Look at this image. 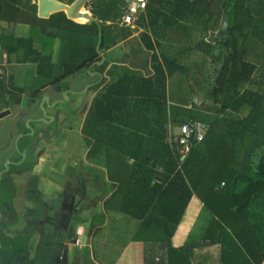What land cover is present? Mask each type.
Instances as JSON below:
<instances>
[{"label":"trees","instance_id":"16d2710c","mask_svg":"<svg viewBox=\"0 0 264 264\" xmlns=\"http://www.w3.org/2000/svg\"><path fill=\"white\" fill-rule=\"evenodd\" d=\"M58 1L71 4L75 0ZM121 1L106 0L105 4H99V9L90 10L93 20L81 24L67 18L63 10L48 18L37 17V5L32 0H0V19L29 25L30 35L18 40L28 48L19 60L36 61L39 71L49 67L48 80L53 68L51 45L58 36L62 43L60 53L65 44L70 55L68 61H59V73L56 71L52 82L83 66L101 76L92 87L99 90L91 100L81 129L88 153L115 151L120 157L115 160L120 162L125 156L132 158L133 163L124 168H109L107 178L112 185H118L117 191L124 193L123 201L127 202H122V208L130 214L141 217L150 208L165 215L164 221L155 224L166 232L168 264H192L189 251L173 247L171 237L193 195L211 214L202 236L204 244L220 243L224 263L236 264L234 261L243 257L244 264H259L264 260V71H259V55L255 53L249 59L246 46L240 42L247 28L255 32V22H264V14L257 19L253 13L254 2L260 0L147 1L150 26L155 34H158L156 25L164 31L179 21L202 25L204 34L193 48L211 63L213 74L208 77L210 87L206 88V95L220 103L218 115L207 113L208 107L206 112L201 111L202 107L193 103L191 108H185L189 99L172 101L174 104L168 109L167 76L185 73L186 67L174 57L156 53L146 32L139 34V41L134 39L135 45L128 54L115 59L124 64L118 78L102 76L108 61H99L105 57V51L129 33L128 28L117 32L106 23L121 15ZM48 2L40 0L46 6ZM224 14L228 26L221 30ZM213 18L217 34L209 42L207 22ZM36 32L45 39L42 47H49L47 54L32 48ZM85 34L86 45L82 48L85 54L79 59L76 37L83 38ZM246 108V114L239 116ZM184 116L202 120L208 128L203 140L195 143L180 160L167 144L166 136L168 122H181ZM157 165L162 171L155 169ZM129 205L141 212L131 211ZM147 222L152 223L149 217Z\"/></svg>","mask_w":264,"mask_h":264},{"label":"crops","instance_id":"0c3cea01","mask_svg":"<svg viewBox=\"0 0 264 264\" xmlns=\"http://www.w3.org/2000/svg\"><path fill=\"white\" fill-rule=\"evenodd\" d=\"M32 2L37 5V17L48 18L57 12L52 11L46 16H41L39 15V0H32ZM88 2L92 4L89 10H97L100 8L99 4H105L106 0H87L85 6ZM125 2L126 0L121 1V9ZM261 2L263 0L254 2V4L256 6ZM162 13L166 15V12L162 11ZM66 17L70 18L67 15ZM118 18L114 21L108 20L106 23L117 32L122 28H128L129 33L126 38L119 40L105 51L103 58L108 61V66L102 76H106L107 79H117L121 74L120 68L124 64L115 61V59L119 60L128 54L135 45L134 39L139 41V34L146 32L151 36L156 53L174 57L178 64L186 67L185 73L175 72L171 76H167L165 87L168 109L170 104H174L172 101L178 103L184 102L186 99H189V102L184 107L191 108L190 103L193 102L188 96L191 93L198 95L196 89L190 88L193 90H190V93L185 97L182 95L183 93H179L178 89L177 92H175L176 89L169 92V81L170 78L179 75L186 77V74L189 73L188 67L191 68L193 58H197L200 53L193 47L200 38L198 31L202 29V25L179 21L167 26L165 31L162 30V26L156 25L158 34H155L151 30L147 7L140 11L139 19L133 25H120ZM70 19L81 24L87 23L83 17ZM209 22H212L213 30L214 18L207 22L208 34L211 29ZM30 30L28 24H14L0 19V69L2 72L0 77V112L5 109L9 110L8 114L0 118V164L4 157L13 150L19 123L30 117H43L34 122L35 135L32 144L28 147L36 159L28 168L18 174L20 175L18 182L14 180L17 185H2L0 201L9 193L10 203L19 212L21 207L28 210L40 209L44 202L52 206L62 204L63 207L70 208L75 204L77 198H82V208L79 216L73 217V238L60 241L61 246H58L59 244L55 243L54 236L50 232H44L40 241L38 238L41 235L38 237L33 234L29 235L28 240L18 241V247H22L21 243L26 241L30 242V249L15 262L13 261L14 264H33V262L34 264H55L60 260V255H63L70 264H168L166 232L162 226L155 224L156 221H164L165 215L157 214L150 208L141 217L130 214L122 208L124 206L122 202H127L125 199L123 201L124 193L117 191L118 185H112L107 178L109 168L111 170L124 168L133 163L132 158L125 156L123 158L125 160L120 162L115 160V158L120 159L115 151L101 150L96 151L93 155L88 153L89 147L81 129L91 100L99 90H93L92 87L100 81L101 76L83 66L72 74H66L58 81L52 82L56 73H59L57 71L59 61H68L70 55L69 48L65 44L60 53L62 43L61 37L58 36L54 38L51 45L50 61L53 68L51 80H48L49 67H42L43 69L39 71L36 61L19 60L21 54L27 53L28 48L18 40L27 38L30 35ZM197 33L199 34L196 38ZM203 34L201 30V36ZM70 36L66 38V41L70 39ZM85 37L86 34L83 38L81 35L78 39L76 37L79 59L85 54L82 51L86 45L87 38ZM194 37L196 40L192 41ZM34 38L32 48L37 52L47 54L49 47L46 49L44 46L42 47V42L45 41L43 36L40 33L37 35L36 32ZM155 41L159 42L158 45L155 44ZM189 46L191 48H188ZM169 47H172V53L168 50ZM194 50L197 52L194 53ZM148 69H150L149 66ZM54 86L55 88H53ZM66 90L68 93L63 95ZM46 97L48 101L43 103L44 114L40 105ZM196 106L199 107V105ZM178 123L168 122V134L171 129L176 128ZM121 157L123 156L121 155ZM107 158H110V161ZM100 166L105 173L106 183L102 185V181L96 180V183L92 184L93 169L97 170ZM155 169L162 171L160 165H157ZM29 180L32 181V185H28ZM145 200L148 202L147 197ZM127 208L131 211L141 212L130 205ZM148 217L152 221L151 224L147 222ZM210 219V212L203 208L200 199L193 195L171 237L172 246L184 248L189 242L201 241L199 245L187 250L190 253L192 264H231L224 263L221 259L220 243L204 244L202 236ZM61 222L63 225L66 224L64 219ZM107 231H111L112 235H107ZM184 250L186 249L184 248ZM259 255L260 253L255 257ZM234 262L244 264L245 258L240 257ZM260 263H264V260Z\"/></svg>","mask_w":264,"mask_h":264},{"label":"flooded vegetation","instance_id":"af4514ba","mask_svg":"<svg viewBox=\"0 0 264 264\" xmlns=\"http://www.w3.org/2000/svg\"><path fill=\"white\" fill-rule=\"evenodd\" d=\"M64 93L67 94L68 91L66 90ZM39 118L42 119L43 117H30L19 123L18 134L13 142V150L4 157L0 164V196L2 195V185H17L16 182L20 177L18 174L28 168L36 159L28 147L32 144L35 135L33 124ZM28 185H32V181L28 182ZM44 198L47 199V197ZM10 199L8 193L0 201V264H14L22 254L26 253L30 249V242L21 243L23 245L19 248L18 241L28 240L29 235L33 234L37 237L41 235L40 239L38 238L40 241L44 232H50L54 236L55 243L59 244L58 246H61L60 241L73 238V217L80 214L82 198H77L75 204L70 208L63 207L62 204L52 206L44 202L40 209L28 210L21 207L19 212L10 203ZM62 219L66 221V224H62ZM55 264L70 263L63 255H60V260Z\"/></svg>","mask_w":264,"mask_h":264},{"label":"rangeland","instance_id":"374dc122","mask_svg":"<svg viewBox=\"0 0 264 264\" xmlns=\"http://www.w3.org/2000/svg\"><path fill=\"white\" fill-rule=\"evenodd\" d=\"M263 2H261L260 4H257L255 6L256 8L253 10L254 16L257 17V19L258 17L260 18L264 14V5H262ZM84 9L87 10L86 7ZM259 21L255 22V26H257L256 27L257 29L255 32H252L250 28H247L246 35L245 37L241 39L240 45L246 46V51H247L246 56L249 59H253L255 53L259 55L258 57L260 61L258 64L260 68L259 71L260 70L264 71V22H259ZM209 26L211 27V29L209 28L210 32L211 31L216 32L215 30H212V22H209ZM207 28H208V25H207ZM198 32H200V34L197 33L195 35L196 38L198 37V34H199V37H201V30ZM202 33L204 32L202 31ZM196 38L194 37L193 38L194 40L192 41H195ZM188 48H191V47L189 46ZM168 50L171 53L173 52L172 47L171 48L169 47ZM196 52L197 51L194 50V53ZM188 68H189L188 69L189 73L186 74V77L179 75V76L170 78L169 92L172 91V89L173 91L176 89L175 92H177V89H178L180 94L183 93L182 95L183 96L185 95V97H187L188 93H190V90H191L190 88L193 87V89H196V91L199 93L198 95L202 98V103L199 105V107H202L200 110L201 111L204 110L206 112L207 111L206 108L208 107L209 111L207 113L218 115V113H220V110H219L220 103L212 101L211 98H209L206 95V88L208 86L210 87L208 77L211 74H213L209 59H206L202 53H198V57L197 58L194 57L192 60L191 68L190 67ZM211 77H214V76H211ZM251 86H253V88H256V85H251ZM177 95L179 94L177 93ZM189 97L190 95L188 96V98ZM246 112H247V108L243 109L239 113V116L245 115ZM184 118H186V116L183 117V119ZM200 122L204 123L205 126L208 128V125L204 121L201 120ZM91 175L94 177L92 184L96 183V180L102 181L101 183L102 185L106 183V177H105V173L102 170V166H100V168L97 170L94 168L93 173ZM111 233H112L111 231H107V235H112Z\"/></svg>","mask_w":264,"mask_h":264},{"label":"built area","instance_id":"2783aa9c","mask_svg":"<svg viewBox=\"0 0 264 264\" xmlns=\"http://www.w3.org/2000/svg\"><path fill=\"white\" fill-rule=\"evenodd\" d=\"M88 4L90 3L88 2ZM146 6L147 0H126L121 15L118 18V23L125 26L133 25L139 19L140 11L144 10ZM85 7L86 11L89 12L90 6L86 5ZM1 75L0 69V77ZM206 131L207 127L199 120L192 118L184 119L177 124L176 128L171 129L166 142L177 153L180 160H182L195 143L203 140Z\"/></svg>","mask_w":264,"mask_h":264},{"label":"water","instance_id":"95a60500","mask_svg":"<svg viewBox=\"0 0 264 264\" xmlns=\"http://www.w3.org/2000/svg\"><path fill=\"white\" fill-rule=\"evenodd\" d=\"M86 2H87V0H75L71 4L66 5V4L60 3V1H58V0H49L48 6H46L44 4H41L40 0H39V5H38L39 6V15L46 16L49 12H52L50 10V8L57 4L58 6H56V8H54V9H52L53 11L63 10V11H65L66 15L70 18L83 17L87 20V22H89V21L93 20V18L91 16V14H89V12H87L86 10L83 9ZM220 25H221V27H220L221 30L227 28L228 24H227V15L226 14L223 15ZM216 34H217V32L211 31L209 33L207 41L212 42L214 37L216 36ZM99 43H100V33H99V38H98V42L96 45V49H98ZM103 61H104V58L102 57L99 62L102 63ZM57 86L59 88V85H57ZM58 91H59V89H58ZM64 95H66V93H64ZM189 98L195 105H200L202 103V98L199 95H197L196 93H191ZM44 101H48V98L46 97L41 102L40 107H41V110L43 111V113H44V106H43ZM8 113H9L8 109L1 111L0 112V118L5 116ZM44 114H43V116L45 117ZM200 243H201V241H192V242L187 243L184 248L186 250H191L193 247L199 245Z\"/></svg>","mask_w":264,"mask_h":264}]
</instances>
